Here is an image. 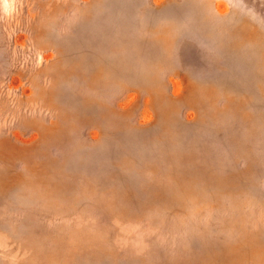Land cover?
Segmentation results:
<instances>
[{
	"label": "rangeland",
	"instance_id": "obj_1",
	"mask_svg": "<svg viewBox=\"0 0 264 264\" xmlns=\"http://www.w3.org/2000/svg\"><path fill=\"white\" fill-rule=\"evenodd\" d=\"M0 264H264V0H0Z\"/></svg>",
	"mask_w": 264,
	"mask_h": 264
}]
</instances>
